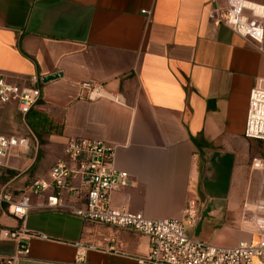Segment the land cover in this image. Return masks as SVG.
I'll list each match as a JSON object with an SVG mask.
<instances>
[{
  "label": "crops",
  "instance_id": "0c3cea01",
  "mask_svg": "<svg viewBox=\"0 0 264 264\" xmlns=\"http://www.w3.org/2000/svg\"><path fill=\"white\" fill-rule=\"evenodd\" d=\"M224 5L0 0V73L21 84L37 75L36 107L63 120L62 133L46 144L32 141L27 154L11 151L0 165V188L19 194L32 178L46 175L69 137L99 140L114 147L115 166L128 173V185L111 192V206L182 219L190 235L219 246L250 239L253 206L264 200V169L253 166L263 143L245 137L244 127L249 91L264 83V51L212 19L211 10ZM53 73L60 75L42 81ZM87 80L120 102L87 100L80 91ZM8 127L0 134H28ZM192 198L195 225L182 217ZM17 228L29 234V251L14 264H138L149 249L145 235L67 211L33 209L20 219L0 205V264L17 249L2 230ZM81 247L84 259L75 262Z\"/></svg>",
  "mask_w": 264,
  "mask_h": 264
},
{
  "label": "built area",
  "instance_id": "2783aa9c",
  "mask_svg": "<svg viewBox=\"0 0 264 264\" xmlns=\"http://www.w3.org/2000/svg\"><path fill=\"white\" fill-rule=\"evenodd\" d=\"M145 12V11H143ZM212 19L223 23L236 34L249 39L264 51V0H225L224 6L211 10ZM39 77L31 75L27 83L11 82L0 73V104H15L24 119L37 105L41 92L36 85ZM81 94L87 100L108 98L120 102L117 94L107 95L97 81H83ZM244 136L263 143L262 157L253 166L264 169V83L249 91ZM36 137L30 131L24 136L0 134V165H6L11 151L29 153ZM128 185V173L114 163V147L99 140L69 137L64 155L54 162L48 175L39 176L26 184L19 194L8 185L0 188V205L17 218H24L33 209L67 211L100 226L129 230L145 235L148 252L139 257L138 264H264V200L253 206V234L232 246H219L188 236L182 219L151 218L129 210L125 205L113 207L111 192ZM33 195L43 201L34 203ZM182 217L191 225L198 221L196 199H188ZM2 237L17 242L16 253L6 260L14 264L17 256L27 255L29 234L23 228L3 229ZM85 248H78L75 262H81Z\"/></svg>",
  "mask_w": 264,
  "mask_h": 264
},
{
  "label": "trees",
  "instance_id": "16d2710c",
  "mask_svg": "<svg viewBox=\"0 0 264 264\" xmlns=\"http://www.w3.org/2000/svg\"><path fill=\"white\" fill-rule=\"evenodd\" d=\"M40 102L41 101L39 100L37 104H40ZM24 121L30 131L36 137L38 144L37 146L39 147L47 143L48 137L50 135H58L62 133L63 120L61 119V117L51 115L36 106L31 108L25 114ZM29 182H27L26 184H28Z\"/></svg>",
  "mask_w": 264,
  "mask_h": 264
},
{
  "label": "rangeland",
  "instance_id": "374dc122",
  "mask_svg": "<svg viewBox=\"0 0 264 264\" xmlns=\"http://www.w3.org/2000/svg\"><path fill=\"white\" fill-rule=\"evenodd\" d=\"M7 105H11L10 106L11 108L10 109L9 108H5ZM7 116L10 118L9 120L7 119ZM12 125H16L18 127L19 126L22 127L20 129L21 130V133H24V132L30 133V131L28 129V126L26 125V123H25L24 119L22 118V116L17 112L16 107H15L14 104H3V105H0V133H4L3 131L8 126H12ZM46 175H48V171H47V174ZM46 175H43V176H46ZM186 234L188 236H191L193 238H196L193 234L190 235L187 232V228H186ZM196 239H198V238H196ZM199 240H201V239H199ZM203 242H205V241H203Z\"/></svg>",
  "mask_w": 264,
  "mask_h": 264
},
{
  "label": "water",
  "instance_id": "95a60500",
  "mask_svg": "<svg viewBox=\"0 0 264 264\" xmlns=\"http://www.w3.org/2000/svg\"><path fill=\"white\" fill-rule=\"evenodd\" d=\"M59 75H60L59 73H53V74H50V75H46V76L42 79V81L47 82V81H49V80H51V79H53V78L58 77Z\"/></svg>",
  "mask_w": 264,
  "mask_h": 264
}]
</instances>
